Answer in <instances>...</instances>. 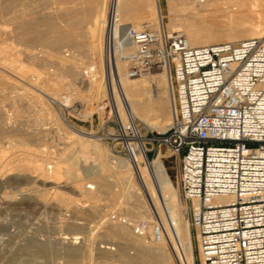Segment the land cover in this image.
Masks as SVG:
<instances>
[{"label":"bare ground","instance_id":"bare-ground-1","mask_svg":"<svg viewBox=\"0 0 264 264\" xmlns=\"http://www.w3.org/2000/svg\"><path fill=\"white\" fill-rule=\"evenodd\" d=\"M61 1L70 7L58 11L52 8L53 0H0V264H58L53 259L56 254H64L66 264L84 259L88 264H174V256L179 264H195L188 206L172 186L162 161L166 156L159 152L147 162L143 139H138L133 166L126 161L124 170L125 165L101 161V172L86 182L90 173L82 176L76 166L79 163L60 160L66 143L57 135L56 125L77 136L81 145L83 138L94 136L78 131L56 111V89L71 90L98 105L110 99L123 124L131 116L148 129L164 133L174 116L169 74L147 71L137 78L128 77L134 47L126 27L140 31L148 27L153 33L166 27L168 35L183 34L192 47L237 43L264 35V0H166V26L161 0ZM113 1L121 50L115 63L118 78L113 76L109 93L102 75L107 71L104 43ZM206 11L218 13V17L209 19ZM70 45L84 47L88 59L84 68L74 61L68 64L62 57L63 49ZM46 60L56 64L58 77L70 78L66 85L53 86L52 74L35 68ZM78 75L80 83L76 82ZM85 82L82 92L78 84ZM136 174L141 188L134 180ZM47 184L54 188L46 189ZM119 199L121 203H117ZM12 213L32 217V222L28 218L29 232L18 230L7 218ZM42 215L63 223L69 232L44 239L43 222L38 219ZM81 216L88 220L80 222ZM156 221L164 228L160 240L153 234ZM143 222L149 227L139 235L136 230ZM101 229L104 237H95L100 245L90 248L96 240L91 232L98 234ZM201 261L212 264L204 258Z\"/></svg>","mask_w":264,"mask_h":264},{"label":"built area","instance_id":"built-area-1","mask_svg":"<svg viewBox=\"0 0 264 264\" xmlns=\"http://www.w3.org/2000/svg\"><path fill=\"white\" fill-rule=\"evenodd\" d=\"M116 17L113 1L104 43L108 91L113 76L118 78ZM125 32L134 47L128 77L168 72L174 116L166 132L142 136L136 119L130 116L123 124L111 101L115 140L134 163L138 139L147 162L162 146L171 151L200 258L212 264H264V35L192 47L185 36L165 30L126 27ZM148 227L143 222L136 233L144 235ZM153 234L163 237L158 221Z\"/></svg>","mask_w":264,"mask_h":264},{"label":"rangeland","instance_id":"rangeland-1","mask_svg":"<svg viewBox=\"0 0 264 264\" xmlns=\"http://www.w3.org/2000/svg\"><path fill=\"white\" fill-rule=\"evenodd\" d=\"M53 1L56 4H53L52 5V8H56L57 7L58 11L60 9H62L63 7H66L67 6V8H68L71 5V4H66L65 5V4L62 3L61 0H56V1L53 0ZM58 1H60V2H58ZM75 1L78 3L80 0H78V1L75 0ZM75 1H74V3H76ZM109 1H111V0H109ZM161 7H162V13H163V16H164V23H165V26H166V24L168 22V18H167L168 17V7H167L166 0H161ZM214 14L217 15L218 13H214ZM206 15L209 16L208 17L209 19H211V18L212 19H214V18L216 19L218 17L216 15H213L211 12H210V15H209V11H206ZM206 15H204V16L206 17ZM165 31L168 34V30H167L166 27H165ZM67 47H68V49H67ZM67 47L63 49V55L64 56L62 55V57L65 58L64 60L68 64H69V62L74 61V62H76L79 65V67H81V68L83 67L84 68L88 64V59L86 57L84 58V55H85L84 54V52H85L84 47H81V46L79 47L77 45H70V46H67ZM18 48L23 49V47H21V46H19ZM39 50H40V48H39ZM42 54L43 53H40V55H42ZM72 57H73V59H72ZM69 58H71V59H69ZM95 63H96V61H95ZM39 67H41V68H39ZM35 68L37 70H39L40 72L52 74V76H50V79H51L50 84H52L55 87H58L59 88V86H61L63 84L66 85L67 82H69V79L70 78L67 77V76L61 75V76L58 77V74H57V66L52 61L50 63V61H47L46 60L43 65H38V64L35 65ZM149 72H151L152 74H161L162 73V71L157 70V69L151 70ZM97 75H99L97 77H100V73H97ZM60 77H61V79H60ZM80 77H81L80 75L77 76L78 80L76 82L80 83V79H79ZM103 77H105L104 74L102 75V82H104V87L107 88L106 87V84H105V79ZM86 83L87 82H85L83 85L78 84V86H79V88H81V91L82 92L86 90V87H84V85H86ZM47 84H49V82H47ZM164 85H165V82L163 83V87H164ZM56 91H57V100L59 102V103L57 102L56 105L54 106V108L56 109V111L60 112L62 116L67 117L68 120H69V122H70V124L75 129H77L78 131H81V132H84V133H87V134H93V136H94L93 138H90V140H89V138H83V140H85V142L83 141V145L84 144L86 145V146L85 145L83 146V145H81L82 144V141L79 140L77 136L67 134L66 130H64L63 128L61 129V127H59L58 125H56V127L58 129V134L57 135L64 142V144L65 143L66 144L68 143L67 145L65 144V148H64V150L62 152L63 154L60 157V160H63V163H65V161H68V162H66V164H76V163L78 164L79 163L76 166L79 169V171H80L79 173L82 176H85L86 177V176H88V173H90L89 174L90 176L87 177L86 182H92L91 181L92 180L91 177L94 176L95 174L101 172V170H100L101 168H99L101 166V161L107 160L112 166H119L120 167L122 165H125V166H122L124 170H125V168L127 166V162L128 161H129L128 164L130 166H133V162L128 159L127 153L123 149V144L121 142L115 140L116 127L113 124L115 112H114V109H112V107H111V100L110 99H105L103 102H101L99 104L100 105L99 106L95 102H91V101H88V99H83L82 97L77 96L71 90H68L67 91V89H60L59 88V89H56ZM107 92L111 93L110 91H108V89H107ZM67 95L70 96V97L68 98ZM101 105H102V107H101ZM100 108H102V110ZM161 120L163 121L164 119H161ZM158 123L161 125V121L158 122ZM163 124H165V122ZM136 125H137V128H138V130H139V132H140V134L142 136L152 137V135H151L152 133L159 132L157 130V128H155V127H154L155 129H153V130L148 129L141 121H139L137 119H136ZM157 126H159V125H157ZM59 134H61V135H59ZM75 140H77V141H75ZM87 141H89V142L91 141L92 143L91 142L89 143ZM76 142H77V144H76ZM93 142H95L96 144H98V148H96L94 146V143ZM92 144H93V146H90ZM99 145L102 147V149H101V147ZM68 148H69V150H68ZM78 149H79V151H78ZM70 150H73V151H70ZM102 151H104V152H102ZM77 152L78 153L81 152V153L78 154ZM160 152L163 153V155L166 156L162 161H163V163L165 165V168H166V171L168 173L169 179H170V181L172 183V186H174V189L177 190L178 193H179L180 190L178 188V183H177V178H176V163H175V157L172 156L171 151L169 149H167V147H165V146H162L161 147ZM158 153H159V151L157 149L155 155H153V154L150 155V160H153L155 157H157ZM75 158H76V160H78L77 162H76ZM118 162H120V163H118ZM83 164L86 165V166H84ZM118 164H120V165H118ZM64 165L65 164H63V166ZM141 165L143 167H145L144 164H141ZM90 169H92L93 172L89 171ZM85 171H87V172H85ZM134 180H135L136 184L141 188V183L139 181V178H138L137 174L134 175ZM47 185H49V186L47 188L45 186L46 189L54 188V185L53 184H52L53 187L50 184H47ZM117 189L118 188H116L115 190H117ZM179 194H180L181 200L184 202V199H183V197L181 195V192ZM118 202L121 203L122 202V199H119L117 201V203ZM23 215L25 217H27V218H25ZM42 216H39L38 219H40L41 222H43V224L40 222V220H38V222H40V224H42V229L44 228L43 230L41 229V232H42L41 235H42V237L45 235L43 237L44 239L53 240L54 238L59 237V235L61 233H63V232H69L68 231V228L66 229L65 228L66 226H63V223H59L58 224V221L53 220L50 216H47V215H42ZM30 217H29V215H26L24 213H22V214L21 213L20 214H18V213H12L10 215V218H9V216H7V218L10 221L12 220V222L13 221L15 222V223L14 222L13 223L15 224V226H17L18 230H21V231L23 230V232H25V233L30 231V227H31L30 225H31V222H32L30 220L32 217L31 218ZM28 218H29V220L31 222L28 220ZM80 218L82 219L80 222H83L84 220L85 221L88 220L87 217H82L81 216ZM191 218H192V214L190 213L189 214V219L191 220ZM51 219H52V222H51ZM34 221H36V219ZM55 222H57L58 225ZM29 223H30V225L28 226L27 224H29ZM60 224L62 225V227H59V226H61ZM94 224L95 223H92L93 226H94ZM50 225H51V227H50ZM54 225H55V227H54ZM27 226H28V230H27ZM101 231H102V229L99 230L98 234L95 231H94L95 233L94 232L93 233L91 232V234H94V235H92V237L93 238H95V237L98 238V236H101V235L104 237V233H102ZM99 234H101V235H99ZM191 234H192V244H193V252H194V258H195V264H201L202 261H201V258L199 257L197 243H196V238H195V230H194L193 227H191ZM87 235H89V234H87ZM97 238H95L96 240L92 244L93 247L91 246L90 248H94L95 249V247H97V246L100 245L99 244V241L97 240ZM99 238H101V237H99ZM101 245H103V244H101ZM50 248H54V247L51 246ZM53 259H56L55 260L56 261L55 263H58V264H66L65 263L66 259L64 257V254H62V255L56 254L55 255V258H53ZM173 262H174V264H179L177 262V258L175 256L173 257ZM42 264H53V263H47V262H45V263H42ZM74 264H88V262H87L86 259H84V260L81 261V263L79 262V263H74ZM121 264H125V263H121ZM126 264H129V263H126Z\"/></svg>","mask_w":264,"mask_h":264}]
</instances>
